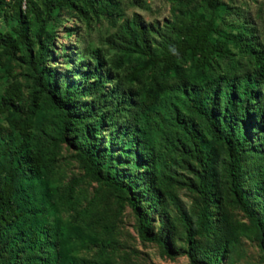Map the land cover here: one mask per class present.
<instances>
[{
	"label": "trees",
	"instance_id": "obj_1",
	"mask_svg": "<svg viewBox=\"0 0 264 264\" xmlns=\"http://www.w3.org/2000/svg\"><path fill=\"white\" fill-rule=\"evenodd\" d=\"M98 2L111 5V0H48L39 9L32 0H25L22 9V0H0V18L13 21L8 31H0V51L12 56L20 49L25 50L33 73L25 108L38 119L44 113L48 115L47 121L42 120L35 130L45 133L50 129L54 145L57 141L64 143L83 161L85 177L128 204L136 217L140 239L159 244L168 255H175L165 238L150 232L148 209L140 201L149 195L151 203L160 202L156 183L162 157L154 146L148 120L178 126L190 142V155L200 168V208L194 226L185 229L187 247L183 253L191 264H221L227 250L225 244L212 247L204 259H195L191 254L194 232L211 233L216 229L207 204L213 198L207 191L217 175V159L201 131L183 121L182 116L188 113L204 124L211 140L224 146L229 191L263 240L264 222L251 208L248 193L242 190L238 180L240 156L250 138L252 124L264 114L256 105L264 81V63L260 58L263 51L256 36L236 23L237 33L227 34L226 38L244 58L220 69L219 62L210 57H224L223 42L200 36L191 27L183 28L179 50L166 51L159 65L149 43L148 26L135 16L123 28V44H115L124 49L128 45L137 47L146 57L136 68L127 71L126 82H143V71L154 69L141 90L125 84L97 48L91 50L83 64L80 57L65 55L64 66H43L46 58L52 57V33L47 32L34 41L31 14L33 19L41 16L46 22L56 11L67 9L88 18L87 12ZM35 42L37 48L32 60L30 47ZM179 57H196L200 61L198 80L185 74L177 62ZM204 68H208L206 73ZM261 93L264 100V90ZM20 99L18 86H8L0 99V114L15 112ZM7 124L17 128L18 133L0 125V264H17L20 257H25L29 264H108L70 254L73 245L85 246L96 241L92 234L94 227L88 221L94 209L93 200L77 209L78 180H72L59 197L60 203L71 211L72 220L66 227H56L49 220L50 210L37 194L45 187L36 176L43 166L45 149L29 146L28 135L13 116ZM121 163L132 166L133 171L121 170L118 168ZM251 193L264 208V174L257 175Z\"/></svg>",
	"mask_w": 264,
	"mask_h": 264
},
{
	"label": "rangeland",
	"instance_id": "obj_2",
	"mask_svg": "<svg viewBox=\"0 0 264 264\" xmlns=\"http://www.w3.org/2000/svg\"><path fill=\"white\" fill-rule=\"evenodd\" d=\"M47 1L32 0V3L42 9ZM23 3L25 0H22V9ZM87 13L88 18H85L71 10L62 9L56 11L46 22L42 21L41 16L33 19L31 14L34 41L47 32L52 33V57L46 58L43 66H64L65 55L80 57L83 64L91 50L97 48L107 64L118 71L125 84L134 86L137 90L143 89L154 69L147 68L143 71V82H126L127 71L136 68L146 57L137 47L128 45L124 49L115 44H123V28L127 23L131 24L135 16L143 25L148 26L149 43L155 56L159 58V65L166 51L179 50L183 28L190 27L199 32L200 36L207 35L210 40L218 38L223 42L224 57H210L219 62L220 69L229 63L240 62L244 57L234 43L226 38L227 34L237 33L236 23L250 29L256 36L259 49L263 51L261 63H264V0H111L110 6L98 2ZM12 22L0 18V31H8ZM30 48L33 60L36 42ZM177 62L190 79L198 80L202 66L196 57H179ZM70 64H73V59ZM203 70L206 73L208 68ZM30 72L24 49L16 51L12 56L0 51V99L8 86H18L21 97L15 112L0 114V125L14 134L18 133L17 128H11L7 124L13 116L28 135L29 146L35 150L45 149L43 166L36 174L45 187L37 194L50 210L49 220L56 227H66L72 220L71 211L59 200L72 180H78L75 191L77 209L85 206L89 199L93 200L94 209L88 221L94 227L92 234L96 241L85 246L75 244L70 254L87 259L96 258L99 262L108 264H191L183 253L187 247L184 235L188 225L194 226L199 213L200 168L191 157L192 146L179 127L165 125L157 119L148 120L154 146L162 157L156 183L160 202L151 203L149 195L140 201L141 206H147L148 209L150 232L165 238L175 252V255H168L159 244L144 241L137 236L136 217L128 204L104 186L85 177L83 161L73 149L59 141L54 145L50 129H46L45 133L35 130V126H40L42 120L47 121L48 115L44 113L38 119L29 115L25 108L27 90L31 74L33 75ZM263 90L264 81L256 104L264 110ZM182 118L185 123L201 131L217 159V175L207 191L214 199L207 201V204L216 229L211 233L195 231V245L191 254L195 259H204V254L212 247L225 244L227 250L221 264H264V239L260 240L256 228L229 191L224 146L211 140L201 121L188 113ZM252 125L250 138L240 156L238 180L242 190L248 193L251 208L264 222V208L251 195L255 178L259 173L264 174V114ZM118 168L126 173L133 171V167L125 163L119 164ZM4 259L5 255L2 257ZM17 264H29V261L20 257Z\"/></svg>",
	"mask_w": 264,
	"mask_h": 264
}]
</instances>
